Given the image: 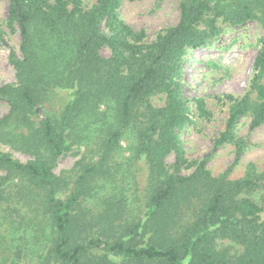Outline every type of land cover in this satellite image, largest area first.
<instances>
[{
    "label": "trees",
    "instance_id": "obj_1",
    "mask_svg": "<svg viewBox=\"0 0 264 264\" xmlns=\"http://www.w3.org/2000/svg\"><path fill=\"white\" fill-rule=\"evenodd\" d=\"M7 1L21 46L16 83L0 87V145L29 160L0 149V264H264V171L215 177L204 160L183 175L166 161L187 120L183 65L217 24L263 34L256 98L232 105L218 144L246 115L264 124V0H179V24L151 44L120 19L124 0ZM75 148L81 160L57 175Z\"/></svg>",
    "mask_w": 264,
    "mask_h": 264
},
{
    "label": "rangeland",
    "instance_id": "obj_2",
    "mask_svg": "<svg viewBox=\"0 0 264 264\" xmlns=\"http://www.w3.org/2000/svg\"><path fill=\"white\" fill-rule=\"evenodd\" d=\"M79 1L87 9L97 3V0ZM179 4V0H124L119 16L133 31L143 33L145 44H151L160 34L179 24ZM8 5L7 0H0V24L5 40L0 44V87L16 83V71L9 57L11 52L20 55L21 46L18 28L8 25ZM217 25L221 34L207 47L192 51L183 65L187 120L176 129L177 149L166 161L171 172L190 175L198 163L207 160V167L215 177L229 171L230 179L235 180L242 178L252 164L260 172L264 171V124L252 128V116H244L234 128L231 139L218 144L227 131L232 105L246 95L256 98L251 94V82L263 34L255 22L237 27ZM102 54L110 57V48L104 47ZM165 101L164 95L152 99L157 108L163 107ZM8 111V104L0 98V118ZM128 144L126 141L123 145L128 148ZM242 147L238 162L237 155ZM0 149L23 163L29 160L28 156L9 147L0 145ZM83 153V148H75L61 157L56 174L71 172ZM3 175L0 170V177Z\"/></svg>",
    "mask_w": 264,
    "mask_h": 264
}]
</instances>
